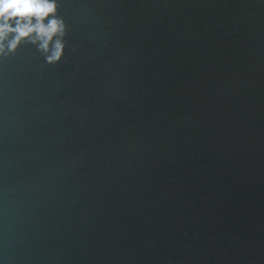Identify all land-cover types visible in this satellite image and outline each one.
Segmentation results:
<instances>
[{
    "label": "water",
    "instance_id": "95a60500",
    "mask_svg": "<svg viewBox=\"0 0 264 264\" xmlns=\"http://www.w3.org/2000/svg\"><path fill=\"white\" fill-rule=\"evenodd\" d=\"M64 54L0 57V264H264V0H56Z\"/></svg>",
    "mask_w": 264,
    "mask_h": 264
},
{
    "label": "clouds",
    "instance_id": "9594fccd",
    "mask_svg": "<svg viewBox=\"0 0 264 264\" xmlns=\"http://www.w3.org/2000/svg\"><path fill=\"white\" fill-rule=\"evenodd\" d=\"M65 33L56 0H0V57L27 41L56 63L64 54Z\"/></svg>",
    "mask_w": 264,
    "mask_h": 264
}]
</instances>
